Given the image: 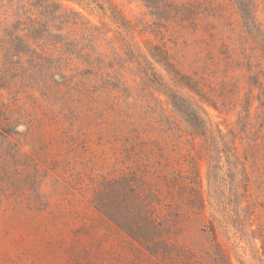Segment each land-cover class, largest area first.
<instances>
[{"label":"trees","instance_id":"16d2710c","mask_svg":"<svg viewBox=\"0 0 264 264\" xmlns=\"http://www.w3.org/2000/svg\"><path fill=\"white\" fill-rule=\"evenodd\" d=\"M140 1L155 22L151 27L127 21L124 34L113 22L117 9L111 0H0V201L12 190L25 189L14 185V171H23L25 183L40 195V173L50 175L45 165H97L92 145L99 140L108 151L106 165L128 167L109 179L106 188L112 195L104 211L98 208L150 251L155 240L166 243L171 232L182 229L183 220L204 219L197 165H206L211 188L219 165L229 177L239 165L263 162V141L252 143L233 128L223 132L211 124L205 107L219 115L235 113V125L249 131L254 97L241 98L229 75L236 68L225 27L236 23L233 27L242 29V34L258 40L263 57L264 30L252 0H210L207 5L206 0H197L196 7L190 0ZM64 2L94 4L118 27L123 53L132 61L124 62L126 57L112 47L104 52L101 43H112L107 32ZM235 15L237 22L232 19ZM187 32L203 45L198 74L184 73L169 46L182 41ZM135 33L143 47L135 42ZM106 56H116L124 70L132 66L131 83L137 79L138 83L131 87L118 65L111 74L123 91L111 85V75L104 72ZM252 75L264 79V69ZM125 90L153 97L158 115L120 116ZM37 94L53 116L48 122L36 119L25 103L40 100ZM255 100L259 103L255 116L264 123V84ZM118 187L120 192L114 194Z\"/></svg>","mask_w":264,"mask_h":264},{"label":"rangeland","instance_id":"374dc122","mask_svg":"<svg viewBox=\"0 0 264 264\" xmlns=\"http://www.w3.org/2000/svg\"><path fill=\"white\" fill-rule=\"evenodd\" d=\"M111 1L117 9L113 22L124 34V23L127 21L151 27L155 22L140 0ZM190 1V5L196 7L197 0ZM209 1L206 0L205 5ZM252 1L256 20L264 30V0ZM63 4L91 25L107 32L112 43H101L104 52L112 47L126 57L124 62L127 59L132 61L123 53L121 36L94 4ZM232 19L237 22L239 17L235 15ZM233 25L225 27L227 41L233 48L231 59L235 61L236 68L229 75L241 98L245 95L254 97L249 131H244L242 124L235 125V113L219 115L210 107H205V112L211 124L218 125L223 132L233 128L252 143H264V128H261L264 123L255 116V112L259 111L255 97L264 79L252 75V72L264 69V57L259 51L258 40L242 34L243 30ZM133 37L143 47L140 36L135 33ZM169 46L175 62L182 66L184 73L198 74L203 60V45L196 36L187 32L182 41ZM104 63V72L111 75L110 84L117 89L122 88L121 83L114 79L111 72L118 71V65L125 71L124 77L131 87L138 83V79L135 84L131 83L134 79L133 67L124 70L122 61L119 62L116 56H106ZM122 95V111L112 110L120 116L127 112L145 119L158 115L153 97L141 90H125ZM67 96L74 98L73 94ZM36 97L40 99L37 102L25 100L28 109L36 119L50 121L53 116L45 111L39 94ZM154 97L164 102L162 96L155 94ZM50 141L53 140L50 138ZM239 141L237 138L238 146ZM92 147L97 155V165H45L50 175L40 173L43 175L40 195L25 183L23 171L11 174L16 180H13L14 185H22L25 189L23 193L12 190L0 201V264H264V147L263 162L239 165V170L229 177L227 169L219 165L211 188L208 186L206 165H197L205 201L204 219L183 220L182 229L171 232L166 243L155 240L150 245V251L139 246L102 213L105 202L112 195L109 192L108 196L106 188L109 179L127 171L128 165H106L104 156L108 151L105 144L95 140ZM135 167L142 168L143 165ZM105 189L106 192L100 195ZM120 190L118 187L113 193ZM188 197L185 193L184 199Z\"/></svg>","mask_w":264,"mask_h":264},{"label":"water","instance_id":"95a60500","mask_svg":"<svg viewBox=\"0 0 264 264\" xmlns=\"http://www.w3.org/2000/svg\"><path fill=\"white\" fill-rule=\"evenodd\" d=\"M106 20L108 21V23H110L112 25V27L116 30L119 31L118 27L116 25H114L108 18H106Z\"/></svg>","mask_w":264,"mask_h":264}]
</instances>
